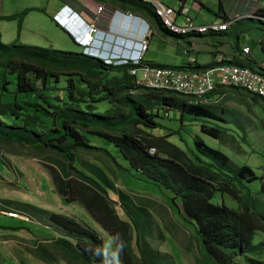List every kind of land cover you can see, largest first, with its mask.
I'll return each instance as SVG.
<instances>
[{"label": "rangeland", "instance_id": "obj_1", "mask_svg": "<svg viewBox=\"0 0 264 264\" xmlns=\"http://www.w3.org/2000/svg\"><path fill=\"white\" fill-rule=\"evenodd\" d=\"M193 1L188 0V4L192 9L189 16L195 19L199 15H196L197 10L192 8ZM197 1L212 6L214 12H210L206 7L204 10L210 12L214 19H217L216 14L222 4L227 8L233 7L235 4V0ZM22 2L25 3L27 0H4L5 13L18 14L17 9H19ZM158 2L179 10L182 0H158ZM35 3H40V0H35ZM0 9L2 11V8ZM185 17L180 16L178 18V26L187 24H185ZM15 18L16 16L12 20L0 18V34L3 35L2 41L5 44L11 43L17 38L20 19ZM203 21L202 23H211L206 22V20ZM196 22V24L199 23ZM42 23L46 29L45 34L34 36L27 29L25 36L31 35V38H34V43H38L43 47H52L55 50L72 51L74 53L81 52V48L67 33L56 26L47 14L35 15L29 24L32 27H38L39 25V28H41ZM231 31L234 42L237 41V35L241 33L242 45L250 46L252 55L258 63L264 64V31L257 26V23L248 20L232 27ZM156 38L155 44H160L157 46V52H165L166 49L168 51L172 50L166 44L158 42L159 39ZM25 39H28L27 36ZM7 70L9 69L0 65V99L5 104L12 103V108L16 114H13L11 110H8L5 114H0V234L7 233V235H0V264H47L32 253L39 246L48 249L51 256H55V261L50 264H69L62 258V255L55 252L51 243L63 237L62 233L55 229L39 211L32 209L30 206L73 217L85 226L94 228L109 248L115 247L113 237L93 219L83 205L79 202L67 203L58 194L50 169L60 170V167L65 163V158L54 150L40 147L34 143V140L47 138L49 133L47 127L39 121L37 122V126L40 127L39 133H37L36 126L31 127V129H24V122L28 117H39L47 125L53 124L56 115L55 110L61 107L62 112L67 104L71 103V95L67 90L69 86L67 78L69 76H62L60 82L52 78L49 87L57 86L59 87L58 90L44 89L41 94L34 92L21 93L17 91V80L14 74ZM110 75L111 77H121L123 73L114 71ZM70 78L77 80L78 76L75 75ZM6 81L10 83H5ZM80 84L77 81V87L84 90ZM4 86L7 87V90L4 89ZM104 91L106 90L102 92ZM145 91L139 87H134L128 94L121 95L119 101L114 105L108 100L97 101L93 103L97 108L93 113H91L92 111L85 113V109L83 111L78 108L72 114L81 116L87 121L102 120L104 123L101 122L105 126L121 123L130 113L128 103L140 104L147 102L148 107L150 105L156 107V100ZM246 97H249V95L244 91H240L235 93L234 96L227 95L226 98L215 102L219 106L217 115L224 118V121L196 119L188 115L182 119L179 110L172 108L169 111H160V115L156 117L159 124L158 128L146 129L144 126L132 122L125 129L127 132L143 137L142 139H148L149 134L154 139H167L183 149L196 163L209 161L197 150L195 142L196 139L201 138L211 148L225 153L237 166L252 168L257 179L250 183L244 182L247 187L240 185V188L243 193H247L249 189L252 193L257 194L261 189L262 182H264V107L254 98L249 101L251 106L248 105L245 100ZM19 106L24 109H20ZM82 108H84V104H82ZM112 109L113 111H110ZM222 109L226 110V113H223ZM0 112L3 111L0 109ZM203 125L217 128L221 130L220 132L226 134H223L222 138L210 136L203 133ZM105 126H92L90 130L120 135L117 127L109 130ZM75 127L84 128L80 125H75ZM9 129L12 132L19 131L17 132L18 138L16 141L5 138L9 133ZM85 134L90 145L107 150L116 162L102 151L76 149L74 151L75 166L87 175L96 177V179L99 170H102L108 176L109 184L114 183L117 190L120 189L129 193L130 197L132 196L131 200L137 206V209L132 207V210L134 217L139 215V224L141 223L140 226H143L140 227L141 232H149L150 238L147 240L154 250L162 254L160 258L163 259L157 256L155 259L165 261L163 264H170L168 262H174L175 264H214L203 257V249L196 226L184 215L181 200L175 199L173 192L147 179L133 168L114 142L100 135L88 132ZM153 138L149 137V139ZM105 186L109 196L118 203L116 205L118 214L123 220L129 222L128 215L121 205L119 193L113 191L110 185ZM262 198L264 200V196ZM213 202L219 205L225 203L233 209L239 208V203L236 200L229 195H223L219 191L216 193ZM147 210L152 216H145L143 212ZM4 212H15L20 215L14 217L9 214L6 215ZM4 227L17 229H5ZM132 230H135L134 226ZM261 242H264V233L258 231L254 236L253 245L256 246ZM253 249L254 247H251L244 255L237 256L233 264H248L247 259L249 258L264 261V252L257 254L252 252ZM134 251L138 253L136 248H134Z\"/></svg>", "mask_w": 264, "mask_h": 264}, {"label": "trees", "instance_id": "obj_2", "mask_svg": "<svg viewBox=\"0 0 264 264\" xmlns=\"http://www.w3.org/2000/svg\"><path fill=\"white\" fill-rule=\"evenodd\" d=\"M114 1L120 3L127 12L141 17L148 15L160 28H165L156 16L154 8L143 0ZM259 12L264 14V9ZM257 26L264 31V22H258ZM0 58V65L14 74L17 80V91L21 93L41 94L44 89L58 90L57 86L49 87L52 78L60 82L62 76H69L67 90L71 95V103L67 104L62 112L61 107L55 110L53 124L47 125L39 117H28L24 122V129L36 126L39 133L40 127L37 126L39 121L47 127L49 131L47 138L34 140V143L54 150L65 158V163L60 170L50 169L58 194L67 203L79 202L83 205L93 219L113 237L115 247L123 241L126 242L120 264H163L165 261L160 260L163 259L160 258L162 254L154 250L147 240L150 238L149 232H141L140 227L143 226L139 224V215L134 217L132 207L137 209V206L131 200L132 196L130 197L125 191L117 190L114 183L109 184V178L102 170H99L96 179L75 166L74 151L76 149L102 151L116 162L107 150L90 145L85 134L87 132L106 137L114 142L133 168L147 179L173 192L175 199L181 200L184 215L196 226L205 259L214 264H233L237 256L244 255L251 247H254L252 250L254 253L264 252V242L253 245L256 232L264 233V200L262 198L264 182L257 194L249 189L247 193H243L240 188V185L247 187L244 182L250 183L257 179L252 168L237 166L225 153L211 148L201 138L196 139L197 150L209 161L196 163L183 149L167 139H154L151 134L148 135V139H142L143 137L127 132L125 129L132 122L146 129L158 128L156 117L160 115V111H169L172 108L179 110L182 119L188 115L196 119L224 121V118L217 115L219 106L214 102L205 104L180 94L142 88L136 85L129 73L132 66L106 65L102 60L84 54L72 55L69 52L17 44L7 46L0 39ZM114 71H121L123 76L111 77L110 74ZM75 75L78 76L77 80L70 78ZM77 81L81 83L80 86L84 90L77 87ZM134 87L146 90L145 92L156 100V107L153 105L148 107L147 102L128 103L130 113L126 119L121 123L106 126L102 120L87 121L81 116L72 114L78 108L85 109L86 111L83 110L85 113L90 111L93 113L97 109L93 103L97 101L108 100L114 105L121 95L128 94ZM227 88L235 93L241 90L237 87ZM4 89L7 90V87L4 86ZM220 89L208 97L218 96ZM103 90L107 92H102ZM256 97L264 101L258 96L254 98ZM19 108L24 109L22 106ZM0 109L3 111L0 114H5L8 110L16 114L12 103L5 104L1 99ZM222 111L226 113V110L222 109ZM75 125L84 128H77ZM96 125L105 126L109 130L117 127L120 135L90 130ZM202 131L216 138H222L221 136L226 134L206 125L202 126ZM8 132L5 138L16 141L19 131L12 132L9 129ZM152 148L155 149L154 153L150 151ZM235 182L238 184L236 185ZM104 184L110 185L113 191L119 193L121 205L128 215L129 222L123 220L118 214L116 209L118 203L109 196ZM218 191L236 200L239 208L233 209L225 203L221 205L214 203L213 199ZM30 207L39 211L55 229L62 233L63 237L51 243L55 252L62 255L69 264H102L101 259L94 254V250L102 247L103 238L94 228L85 226L75 218L64 214ZM143 213L146 217L152 216L148 210ZM133 226L135 230H132ZM134 248L138 250V253L134 251ZM32 253L47 264L53 263L56 259L55 256H51L48 249L40 246ZM156 256L160 259H155ZM108 260L109 264H114L111 256ZM247 263L264 264V261L249 258Z\"/></svg>", "mask_w": 264, "mask_h": 264}, {"label": "crops", "instance_id": "obj_3", "mask_svg": "<svg viewBox=\"0 0 264 264\" xmlns=\"http://www.w3.org/2000/svg\"><path fill=\"white\" fill-rule=\"evenodd\" d=\"M3 1L4 0H0V8H2V11H0V18L12 20L14 16H16L15 19H20L17 38L13 42L5 44L2 41L3 35L1 36L0 34L1 42L7 46L17 44L20 46L55 50L52 47H43L38 43H34V38H31V35H26L28 39H25V32L27 29H29L30 34L34 36L45 34L46 29L43 23L40 25L41 28H39V25L38 27H32L29 23L35 15L47 14L50 16L51 21L67 33L80 48L82 46L80 40L83 27L86 23L90 24L94 21L99 29V34L97 36L98 43L94 47L96 50L104 48L106 51H109L110 49H117L119 47L127 48L124 44L127 39H131V37L135 39L141 32L143 33L146 31L150 33V38L144 61L149 65L178 70L201 71L215 66L217 64V56L223 55L225 64L227 65L248 67L264 75V64L258 63L252 55V49L250 48L249 54L245 55L243 53V50L250 46L242 45V34L239 33L237 35L238 38L236 42H234L231 37V30L234 26H238L248 20L256 23L264 22V20L254 17V15H264L259 12L264 9L263 0H235L234 6L228 8L222 4L219 12L216 14L217 19H214L210 14V12H214L212 6H208L197 0L193 1L192 8L197 10L195 14H198L200 18L196 17L193 19L189 16L192 9L188 4V0H182L181 3H184L185 8L188 9V13L187 15L182 14L180 12L182 8L180 5L179 10H176L179 13L176 24L180 16H186L185 24L188 19L195 24L197 23L196 21H198L199 23L196 25H210L213 23H224L225 21L231 22L228 30L220 34H189L185 36L174 35L169 30L160 28L157 22L148 15H145L143 18L149 23V27L141 26L139 28L137 23L133 22V20L126 17L121 18L119 12L127 11L121 7L120 3L114 0H40V3H35V0H27V2L21 3L19 9H17L19 13L15 15L9 14L8 12L5 13ZM205 7L210 11L209 13L204 10ZM69 9H72V12H74L73 16L69 15ZM24 13L25 15H23ZM39 20L41 19L39 18ZM61 20L66 21V27L61 24ZM130 20L131 22H129ZM203 20L211 23H202L204 22ZM155 38L159 39L158 42L166 44L168 48L171 47L172 50L168 51L166 49L165 52H157V46L160 44H155ZM63 52H69L72 53V55L82 54V52ZM218 89H220V93L218 96H214L211 101L214 102V104L222 98H226L227 95H235V92L227 87H219ZM240 91L244 90H238V92ZM244 92L247 93L246 91ZM247 94L249 97H246L245 100L248 105H250L249 101L256 95ZM254 99L264 107V101L257 97ZM4 228L12 230L17 229ZM0 235H7V233L4 232Z\"/></svg>", "mask_w": 264, "mask_h": 264}, {"label": "built area", "instance_id": "obj_4", "mask_svg": "<svg viewBox=\"0 0 264 264\" xmlns=\"http://www.w3.org/2000/svg\"><path fill=\"white\" fill-rule=\"evenodd\" d=\"M143 1L154 8V12L163 26L176 35L220 34L227 31L231 25L230 21L210 25H196L188 19L186 25L178 26L176 19L179 13L174 8L164 6L158 0ZM181 7L180 12L187 15L188 9L185 8L184 3H181ZM131 13L130 15H132ZM254 17L264 20V15H254ZM98 34L99 29L94 21L93 23L85 24L80 40L82 54L86 56H97L95 55L96 48L94 47L98 43ZM149 38V32H143L139 35L134 44L136 52L131 53V56L129 53L125 57L117 59V57L113 58L111 53H104L106 55L102 57V61L106 65L132 66L129 73L133 77L136 85L142 88L180 94L196 102L210 103L213 97L210 98L208 96L219 87H237L264 99V75L248 67L227 65L225 64L223 55L217 56V64L215 66L201 71L162 68L147 64L144 61V56L149 47ZM250 50V47H246L243 53L245 55L249 54ZM150 151L154 153L155 149L152 148ZM4 214H9L14 217L20 215L15 212H4Z\"/></svg>", "mask_w": 264, "mask_h": 264}, {"label": "clouds", "instance_id": "obj_5", "mask_svg": "<svg viewBox=\"0 0 264 264\" xmlns=\"http://www.w3.org/2000/svg\"><path fill=\"white\" fill-rule=\"evenodd\" d=\"M119 13H120L121 18L131 17L129 19L133 20V22H136L139 28L141 26L149 27V23L143 17H141L137 14L131 13L132 15H130V12H119ZM69 15L70 16L74 15V12H72V9H69ZM65 23H66L65 20H61V24L66 27L67 25ZM144 32H146V31H144ZM141 34H142V32L140 33V35ZM136 38L133 39L131 37V39H127L126 42H124V44L127 48L119 47L117 49H110L109 51H106L104 48H101V49H98L95 51V55H97V56H91V57H95V58H98L100 60H103L102 57L104 55H106L107 53H111L112 54L111 56L113 58L117 57V59H119L121 57H125L129 53L131 56V53L136 52L134 49V44H135ZM104 53H106V54H104ZM125 247H126L125 241H123L118 247H111V248H109L107 246V244L105 242H103L102 247L100 249L94 250V254L101 259L102 264H109V260H108L109 256H111L114 264H120V259L124 253Z\"/></svg>", "mask_w": 264, "mask_h": 264}, {"label": "water", "instance_id": "obj_6", "mask_svg": "<svg viewBox=\"0 0 264 264\" xmlns=\"http://www.w3.org/2000/svg\"><path fill=\"white\" fill-rule=\"evenodd\" d=\"M0 154H1V151H0Z\"/></svg>", "mask_w": 264, "mask_h": 264}]
</instances>
